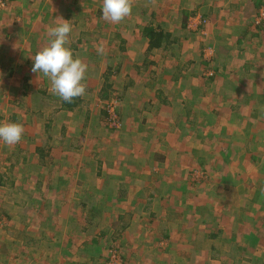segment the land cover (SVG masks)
<instances>
[{
    "label": "crops",
    "instance_id": "obj_1",
    "mask_svg": "<svg viewBox=\"0 0 264 264\" xmlns=\"http://www.w3.org/2000/svg\"><path fill=\"white\" fill-rule=\"evenodd\" d=\"M79 1L8 0L4 11L0 14V71L10 73L11 64H5L8 59L15 57L18 52L20 54V49L29 57L33 56L42 43L48 42L47 28L59 23L60 18L69 20L73 33L69 35L71 43L68 46L74 57L82 59L88 65V71L92 62H87V58H104L100 62L102 64L98 74L102 79L101 85L110 92L120 91L119 95L117 94L118 115L122 122L121 127L126 131L124 137L130 139L131 145L135 142L136 147H141L143 144V147L148 149L146 155L149 156L151 165L163 166L162 169L164 168V172L168 175L163 174V176H166L168 184L181 186L180 189L185 191L184 193L187 190L192 191L189 192L190 194L186 193L182 199L196 200V205L193 204L192 209L194 213L196 212V217L192 219L194 223L198 217L199 220L207 219L208 213L213 212L218 217V219L206 220L211 221L214 231L209 229L210 224L200 222L201 225L197 226V229L203 236L198 238L199 234L194 229L192 234L187 236L188 244L183 241L171 243L166 237L165 245H162L165 249L162 254L159 253L161 249L157 243L158 238H155L156 241L145 240L141 243L128 239L126 243H129L128 245H124L123 242L118 243L122 251L120 264H264V217H260L264 215L262 213L264 212V145L260 146V139H264V115H260V110L264 114V96L261 98L263 101L261 104L260 68H258L260 55L263 52L260 49V40L254 24L255 10L260 6L261 0H178L180 10L176 18L179 23L176 24L179 26L178 29L184 32L180 33L177 40L181 41L180 48H185L186 45L191 47V44L185 43L191 41L193 55L196 47L204 48L208 59L206 62L209 64L207 71L210 74L205 80H201L195 73L189 74L188 70L185 71L187 69L185 67L180 71L181 68L174 66L177 61L169 66L166 60L161 62L156 59L162 57L166 59V48L174 40L161 43V47H151L149 38L147 37L148 42L144 39L146 35L142 34L143 29L141 28L140 32L136 30L137 22L140 23L141 19L138 21L136 18L138 8L134 4L132 9L136 11L131 13L132 21L123 20L116 27L110 22L97 18L95 28L84 30L79 26L75 32L78 26L75 20L78 22V19L84 20V17L75 15L84 9L83 5L77 4ZM96 1L98 3L102 0ZM150 7L153 10L156 8L152 5ZM70 9H74L75 19L70 18ZM98 13H102L101 8L100 10L98 8ZM196 16L206 18L210 23L202 28V34L194 31L193 36L187 40L185 39L188 35V32L185 33L187 24ZM142 21V24L146 22V20ZM214 22L215 26L212 25ZM207 45L212 48L208 49ZM101 46L103 54L97 51ZM160 48L164 50V54L155 57L154 51ZM186 53L187 56H191L189 52ZM130 63H132L131 68L127 69V74L124 76L126 71H123V67ZM111 64L114 65L113 69L109 66ZM172 70H177L176 74L171 73ZM109 71H112L111 75L108 74ZM120 75L121 78L118 77ZM4 76H1L0 80L7 78L8 75ZM116 77L120 78V82L115 80ZM26 80H29V77ZM24 87H31L34 93L40 94V103L45 101V96L41 93V90L45 92V86L44 89H34L32 84ZM235 88L238 90L235 91ZM174 92L177 96L169 97ZM48 97L52 99L49 93ZM65 111L72 114L73 110L65 109ZM101 115L106 116V113ZM182 118L191 121L188 122L189 125L187 124V133L194 135L196 132V135L207 136L209 148L214 145L213 142L217 146L224 144L223 147H227L222 151L224 158L211 160L210 156L206 160L210 166L205 167L216 175L212 182L203 185L207 192L202 191L200 186L194 188L193 185L189 186V174L194 180L196 166H203L200 164L202 162L197 161L199 152L195 145L189 144L191 146L189 152L195 158L192 164L185 166L180 162L179 167L174 168L176 172L171 173L170 171H174L171 170L173 166L171 162L160 160L161 163H158L153 156L157 152L154 149L155 142H148L152 137L148 134V128L152 130V135L158 134L157 128L164 126L171 130L170 134L179 135L178 132L172 131V127H178V120ZM95 128V135L100 137L101 126ZM224 136L228 139L224 142L220 141ZM236 138H239V141H236ZM140 139H142L141 143H138ZM125 145V141L119 137L116 147L121 153H123L122 146ZM163 148L166 150L162 152L164 156L168 150L175 149L174 146L165 144ZM183 150V148L179 149L177 157L178 159L183 157L184 162H187L186 152ZM141 152L134 150V158H138ZM128 155L133 156L131 153ZM212 163L214 164L211 167ZM188 168L191 169V173L188 172ZM65 184L68 189H75L74 183L65 182ZM174 188L175 186L169 185L167 194L173 192ZM121 197L120 195L117 200L119 204L111 208L112 210L109 206L105 208L103 204L99 205V209L101 208L102 214L113 211L118 218L127 217L126 223H129L132 212L125 209V199ZM134 197L137 198L138 194L136 193ZM148 197L152 199L149 200ZM163 197L157 198L149 194L141 198L140 202L150 201L153 207L158 201H162ZM179 200L176 198V201ZM70 201H75V198H70ZM61 208L60 216H64L67 222L63 231L66 239L60 246L67 248L66 255L69 257L67 264H103L108 246L107 243L105 244L106 239L109 242L120 239L121 242L122 238L132 236V230L129 227L125 228L126 225L122 223L112 227L102 225L101 230L97 232L98 235L88 237L75 229L77 224H80L81 216L78 215L83 211L81 205L80 207L76 205L72 211H68L64 205ZM143 209H146V206H143ZM173 210L171 208V211ZM170 214L171 212L162 213L167 218ZM72 216H78L75 222L69 220ZM147 231L151 237H155L156 231ZM218 233L226 237V244L239 242L238 252H232V257L225 255L226 252L221 253L219 249L223 246L218 245L217 242L213 244L209 238ZM157 254L160 258L156 256Z\"/></svg>",
    "mask_w": 264,
    "mask_h": 264
},
{
    "label": "rangeland",
    "instance_id": "obj_2",
    "mask_svg": "<svg viewBox=\"0 0 264 264\" xmlns=\"http://www.w3.org/2000/svg\"><path fill=\"white\" fill-rule=\"evenodd\" d=\"M77 4L83 5L84 9L75 15L84 17V20L78 18L79 22L75 20V23L78 24L75 32L79 26H82L84 30L95 28L97 18L105 21L102 18V13L97 14L98 8L102 10V1L97 3L96 0H80ZM134 5L138 8L136 18L138 21L141 19L140 23L137 22V31L140 32L144 26L151 25L156 30H163L171 34L170 40H174L166 48V59L164 57L156 59L161 62L166 60L169 66L177 61L174 66L181 68L180 71L185 67V69L187 68L185 71L188 70L189 74L195 73L200 76L201 80L207 79L210 74L207 71L209 64L206 62L208 59L204 48L202 46L196 47L195 55H193L191 41H185L186 44H191V47L186 45L185 48H180L181 41L177 40L180 33L184 32L178 29L179 26L176 24L179 23L176 18L180 10L178 0H155L154 4L152 0H134ZM150 5L156 8L153 10ZM69 7H71L70 4ZM259 9L260 7L255 10L254 19L258 15ZM134 11L136 10L132 9V12ZM69 13L71 19L76 18L74 9H70ZM143 17L144 19H142ZM124 20L132 21L131 15ZM142 20H146V22L142 24ZM207 23L210 22L206 18L192 17L190 26L189 23L187 24L185 33L188 32V35L185 39L189 40L194 31L202 34V28ZM212 25L215 26L216 23L214 22ZM112 26L118 27V24H112ZM255 27L260 40V49L263 52L260 55V66L258 67L260 68L261 100L264 96V33L261 28ZM144 39L148 42L147 37ZM42 45L45 46L44 43ZM42 45L38 47V50L43 47ZM207 46L208 49L212 48L210 45ZM20 50V54L18 52L15 57L8 59L5 63L11 64L10 73L0 71V77L5 74L8 75L7 78L0 80V122H19L24 127V133L19 143L8 146L0 142V264H67L69 259L66 255L67 248L60 246L66 239V234L63 231L67 220L64 216H60V209L63 205L64 208H68V211H72L76 205L79 207L81 205L83 211H80L81 215H78L81 216L79 218L80 224H77L75 229L80 230L88 237L96 236L102 225L103 227H112L124 223L125 228L129 227L132 230V236L122 238L121 242L120 239H113L110 242L105 240V244L107 243L108 246L103 264H120L122 251L118 243L123 242L124 245H128L129 243L126 244L128 239L141 243L145 240L156 241L155 238H158L157 243L161 249L159 253L162 254L165 250L163 246L166 237L171 243L183 241L188 244V234H192L194 229L198 232L197 226L201 223L210 224L209 229H214L211 221H206L207 219H218L213 212L206 215L207 219L201 218L199 220L198 217L196 223L193 222L192 219L196 217V212L194 213L192 209L193 204L196 205V200L182 199L186 193L190 194L189 192L192 191L188 192L187 190L184 193L185 191L180 189L181 186L168 184L166 176H163V174L167 175L164 172L165 169H162V165H151L149 156L146 155L148 149H145L143 144L141 147H136L135 142L131 145L130 139L124 137L126 131L121 126L122 129L117 130L107 127V116L101 115V113H104L103 109L106 102L111 101L114 116L116 113L118 119L120 118L117 99V94L119 95L120 91L119 93L118 91L117 93H115L116 91L110 92L101 85L102 79L98 77V74L102 64L100 62L104 58H87V62L92 63L89 65L90 70L85 74L83 81L86 84V92L82 96L83 103L70 114L62 106L60 97L49 91L50 81L48 78L41 73L37 74L31 71L33 64L31 56L29 57L24 50ZM186 52H189L191 56H187ZM161 54H164L162 48L154 51L155 57ZM131 65L132 63L123 67V71H126L124 76H126L127 69H130ZM109 66L111 69L114 68L113 64ZM176 71L172 70L171 73L176 74ZM108 74L111 75L112 71H109ZM121 76L118 77L121 78ZM27 77L29 80H26ZM118 77L115 80L120 82ZM31 84L34 89H44L45 86L46 94H42L45 96L43 103H40V94L34 93L31 87H24ZM234 90L237 91L238 89L235 88ZM163 92L166 91L163 90ZM48 93L52 99L48 97ZM175 96H177L176 92L169 97ZM260 102L263 103L262 100ZM260 115H264L261 110ZM105 117L106 119H104ZM261 120L260 118V123ZM188 122L191 121H185L182 118L178 120V127H172V131L178 132L179 135L170 134L171 130L166 126L158 127L156 130L158 134L152 135V130L148 128V134L152 136L148 142H155L156 147L154 149L157 152L153 156L158 163H161L160 160L171 162L173 165L171 170H174L170 171L171 173L176 172L174 168L179 167L180 162L185 166L192 164L195 158L189 152L191 149L189 144L195 145L199 152L197 161L202 162L200 164L203 166H196L194 171L196 178L194 180L189 174V186L193 185V188L200 186L202 191L207 192L203 185L212 182L216 175L205 167L210 166L206 160L210 156L211 160L224 158L222 151L227 147H223L224 144L217 146L213 142L214 145L209 148L206 141L208 140L207 136L196 135V132L194 135L187 133ZM46 125L50 126L47 127ZM96 126H101L100 137L95 135ZM87 132L90 133L87 134ZM202 134L203 130L201 131ZM119 137L126 144L122 146L123 153L116 147ZM227 139L224 136L220 138V141L224 142ZM141 140H138V143H141ZM236 141H239V138H236ZM113 143L115 144L114 147ZM145 143L146 141L144 145ZM163 144L174 146L175 149L168 150L164 156L162 152H166V150L163 148ZM263 145L264 139H260V146ZM40 148L44 149V156H40ZM180 148L186 152L187 162H184L183 157L178 159L177 152ZM134 150L140 152L142 150L139 159L134 158ZM143 151H145L144 154ZM130 153L133 156L128 155ZM197 164L199 163L197 162ZM188 172L191 173V169L188 168ZM65 182L74 183L75 189H68ZM169 185L175 186V190L167 194ZM136 193L138 194L137 198L134 197ZM149 194L157 198L164 197L162 201H158L152 207L150 201L147 203H145L146 201L140 202L141 198H145ZM120 195L122 196L121 199H125V209L132 212L129 223H126L127 217L118 218L116 212L113 211H106L105 214H102L101 208L99 209V205L102 204L105 208L109 206L110 209L118 205L117 200ZM70 198H75V201H70ZM176 198L180 200L176 201ZM148 199L151 200L152 198L148 197ZM143 206H146V209H143ZM170 207L174 210L171 211ZM164 208L166 210H162ZM167 212L168 214L171 212L168 218L162 215V213L166 214ZM78 216H72L69 220L75 222ZM260 217H264V215H260ZM147 230L156 231L155 237H151ZM197 234H199L198 238L203 236L201 232ZM209 238L213 244L217 242L218 245H222L223 247H220L219 250L221 253L226 252L225 255L227 256L232 257V252H238L239 242H231V245L226 244L227 239L221 233ZM199 241L201 242V238ZM156 256L160 258V255L157 254Z\"/></svg>",
    "mask_w": 264,
    "mask_h": 264
},
{
    "label": "clouds",
    "instance_id": "obj_3",
    "mask_svg": "<svg viewBox=\"0 0 264 264\" xmlns=\"http://www.w3.org/2000/svg\"><path fill=\"white\" fill-rule=\"evenodd\" d=\"M152 3L154 4L155 0H152ZM133 4L134 0H102V18L112 24H118L131 15ZM72 31L69 20L60 18L59 23L47 28L48 42L45 46L31 56V71L48 78L49 91L65 102L82 97L86 92V84L83 81L88 65L79 57H74L68 46L71 43L69 35ZM97 51L103 54V47H98ZM103 112L106 113L105 109ZM23 133L24 127L19 122H0V142L5 145L14 146L19 143Z\"/></svg>",
    "mask_w": 264,
    "mask_h": 264
},
{
    "label": "trees",
    "instance_id": "obj_4",
    "mask_svg": "<svg viewBox=\"0 0 264 264\" xmlns=\"http://www.w3.org/2000/svg\"><path fill=\"white\" fill-rule=\"evenodd\" d=\"M262 6H264V0H261V2H260V6L259 7H262ZM142 34H145L146 37L149 38L151 47L152 46L153 47H161L160 46L161 43H164V42H168L169 43L171 41L170 40L171 34L166 33L163 30H156L151 25L146 26L145 28H143ZM41 92L43 94H46V91L44 92V90H41ZM59 99H61V98H59ZM61 103H62V106L65 109L74 110V109L80 107V105L83 103V99H82V97H76V98H73V100L71 102H65V101H63L61 99ZM46 126L49 127L50 125H46ZM39 151L41 153L40 156H44V149L40 148ZM24 243H25V240H24Z\"/></svg>",
    "mask_w": 264,
    "mask_h": 264
},
{
    "label": "built area",
    "instance_id": "obj_5",
    "mask_svg": "<svg viewBox=\"0 0 264 264\" xmlns=\"http://www.w3.org/2000/svg\"><path fill=\"white\" fill-rule=\"evenodd\" d=\"M7 2L8 0H0V12L6 7L7 5ZM205 22V20H204ZM255 25L258 26L259 28L262 29L263 33H264V6L260 7L259 9V13L257 15V17L255 18V21H254ZM191 24V20L189 21V26ZM112 105V102L111 101H108L106 102L105 104V111L107 113V126L110 127V128H119L121 126V122L120 120L118 119V117L116 116V113H115V116L113 114V107L111 106Z\"/></svg>",
    "mask_w": 264,
    "mask_h": 264
}]
</instances>
